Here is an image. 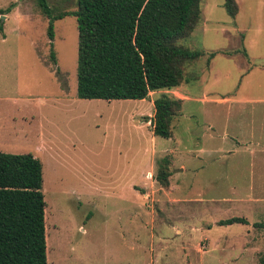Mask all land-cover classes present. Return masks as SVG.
<instances>
[{"label":"rangeland","instance_id":"1","mask_svg":"<svg viewBox=\"0 0 264 264\" xmlns=\"http://www.w3.org/2000/svg\"><path fill=\"white\" fill-rule=\"evenodd\" d=\"M224 1L201 0V23L179 44L204 51L201 29H218V37L226 29L233 48L228 32L246 29L241 35L262 54L264 0H241L236 26ZM47 2L57 14L77 10V0ZM50 23L37 0H0V153L43 164L48 264H261L264 68L243 76L218 57L208 87L188 86L201 103L185 105V120L181 111L165 139L148 118L154 100L175 94L79 99L77 19L54 21L53 41ZM212 41L213 50L223 47ZM187 127L192 152L181 154L176 139ZM166 156L169 188L156 180ZM233 218L247 223L219 224Z\"/></svg>","mask_w":264,"mask_h":264},{"label":"trees","instance_id":"2","mask_svg":"<svg viewBox=\"0 0 264 264\" xmlns=\"http://www.w3.org/2000/svg\"><path fill=\"white\" fill-rule=\"evenodd\" d=\"M37 4L51 20L52 41L54 21L65 16L77 19L79 99L141 101L151 93L176 91L199 80L189 69L205 53L179 43L200 25L201 0H77L76 11L58 14L47 0ZM224 8L235 21L237 0H225ZM154 108V116L148 118L154 135L171 139L183 101L164 93L154 100ZM171 165L168 156L158 163L156 180L163 188L170 187ZM43 184L38 158L0 153V264H48ZM246 223L233 218L219 224Z\"/></svg>","mask_w":264,"mask_h":264},{"label":"crops","instance_id":"3","mask_svg":"<svg viewBox=\"0 0 264 264\" xmlns=\"http://www.w3.org/2000/svg\"><path fill=\"white\" fill-rule=\"evenodd\" d=\"M237 3L239 5V14H238L236 20L232 21V23H234L235 26L237 25V20L239 18L240 11H241V0H237ZM201 30H202V35L205 36V42H206L204 44V51H201V52L205 53V56L201 59H205V60L203 62H201V60H199L196 63L197 69L196 68L193 69L192 72L189 71L191 76L199 75V80L192 81L188 84L183 85L181 88L177 89L176 91H172V93H174L177 98H179L183 101V108H182V114L183 115H181L182 120H185L184 118H185V116H187V113L184 110L185 105H187L188 103H201V100L198 98L199 96H194L192 91H190V89H188V86H190L193 83H197V82L201 83L202 82V83H204V85L206 87H208L209 86V79H207V75L210 72H213V70L215 69L214 66H215V64H217L216 62L219 60L218 57L223 58V56H225L226 59L228 58L227 60H230V62H232L231 64H232V67L234 68L235 72L238 74L242 73L243 76L250 75L251 72L253 71L252 69L255 67V65L262 67L261 69L264 68V62H257V61H260L264 58V52L262 54H260V53L256 54L255 53L256 42L255 41L254 42L249 41V39L245 38V37L242 38L243 35H241V33H245L246 29H231V31L228 32L230 38H232L234 40H238L237 47L234 46L233 48H232V45H228V39L227 38H229V37H227L225 35L226 29H224L222 31V33L220 34V37H218V32H219L218 29H201ZM247 30H250V29H247ZM208 39H213L212 43L223 44L224 48L222 47L220 49L213 50V48H211L212 44L207 43ZM229 48H231V49H229ZM211 54H214V57L211 58V60L209 62L208 59H209ZM227 64H229V61H227V63H225L226 67H228ZM239 64L241 66H239ZM242 66L245 67V69H242ZM208 91L204 92V96H202L203 101L204 100L208 101V98L213 95L211 92L208 93ZM152 94H157V93H151L150 97L152 96ZM227 101H229V100L228 99H225V100L224 99H218V103L227 102ZM209 129H213L212 126L209 125ZM180 134L178 135L179 137H177V139H176L177 140V146L179 149V153H181V154L191 153L192 150H190V148L188 146L190 145V140H192V137H193L192 133L190 132V130H188V127H187L185 129L184 135L183 134L180 135ZM210 137H212V136H210ZM183 148L185 151H183ZM180 167H181V170L184 171L183 165H181Z\"/></svg>","mask_w":264,"mask_h":264},{"label":"built area","instance_id":"4","mask_svg":"<svg viewBox=\"0 0 264 264\" xmlns=\"http://www.w3.org/2000/svg\"><path fill=\"white\" fill-rule=\"evenodd\" d=\"M150 178H151V179L153 178L152 175L150 176Z\"/></svg>","mask_w":264,"mask_h":264}]
</instances>
